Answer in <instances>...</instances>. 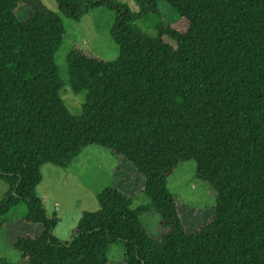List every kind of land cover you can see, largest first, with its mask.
Wrapping results in <instances>:
<instances>
[{
	"label": "trees",
	"instance_id": "1",
	"mask_svg": "<svg viewBox=\"0 0 264 264\" xmlns=\"http://www.w3.org/2000/svg\"><path fill=\"white\" fill-rule=\"evenodd\" d=\"M134 1L137 12L115 0H54L56 10L41 0H0V181L7 184L0 230L15 219L41 226L12 241L17 263L0 257V264H108L117 245L122 264H264V0ZM160 5L185 28L164 22ZM20 7L29 9L23 20ZM98 8L113 14L119 54L103 60L70 49L69 87L86 93L74 115L59 96L60 15L78 22ZM89 145L129 162L147 201L133 207L109 182L97 209L82 212L59 240L58 217L35 193L39 170L68 167ZM187 161L216 195L211 219L191 233L167 189ZM145 213L158 217L156 237L141 221Z\"/></svg>",
	"mask_w": 264,
	"mask_h": 264
},
{
	"label": "rangeland",
	"instance_id": "2",
	"mask_svg": "<svg viewBox=\"0 0 264 264\" xmlns=\"http://www.w3.org/2000/svg\"><path fill=\"white\" fill-rule=\"evenodd\" d=\"M41 1L48 8L56 10L54 0ZM115 1L125 5L131 12L138 11L134 0ZM159 11L164 22H171V25L179 30L185 28V20H174V15L164 5L159 6ZM28 12L27 7L17 9V15L22 20ZM60 17L65 37L55 54L58 76L62 82L59 96L72 114L79 115L86 93L82 91L74 94L71 91L66 56L73 46H78L99 59H115L119 54V47L110 33L113 14L108 9L98 8L83 16L78 22L62 15ZM138 25L144 32L155 33L145 22H138ZM163 38L174 45L168 37ZM194 169V161L183 162L167 178V189L175 196L184 228L188 233L197 230L211 219L216 199L215 191L211 187L194 178ZM39 172L41 180L35 187V193L42 200L47 213H54L58 217L53 233L59 240L69 238L82 212L97 209L96 195L109 182L132 198L133 207L147 201V197L141 194L143 180L131 164L99 145L84 147L66 168L44 164ZM6 189L7 184L0 181V198ZM141 221L149 234L154 237L158 235L160 230L156 214L145 213L141 216ZM39 232L41 226L28 225L20 219L6 224L0 230V257L17 263L19 255L11 248L12 241L24 233L36 236ZM106 257L108 264H122L121 248L118 245L111 247Z\"/></svg>",
	"mask_w": 264,
	"mask_h": 264
}]
</instances>
